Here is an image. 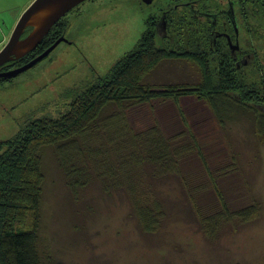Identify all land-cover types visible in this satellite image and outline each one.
Here are the masks:
<instances>
[{"label": "rangeland", "instance_id": "obj_1", "mask_svg": "<svg viewBox=\"0 0 264 264\" xmlns=\"http://www.w3.org/2000/svg\"><path fill=\"white\" fill-rule=\"evenodd\" d=\"M172 1L177 0L151 4L87 0L67 13L61 19L66 41L28 70L0 80V142L11 138L29 117L65 111L72 94L105 75L132 50L150 15ZM260 70L264 74V66ZM198 77L196 67L168 60L143 82L191 85ZM178 106L195 141L171 100L154 99L127 109L134 132L155 121L169 135L182 131L177 143L193 142V150H198L199 157L185 159L181 178L149 175L150 164L142 162L143 185L151 188L145 192L163 211L155 231L142 228L124 189H103L91 165L92 182L72 189L54 148L41 149L44 180L38 250L42 264H264V134H257L254 115L228 110L221 126L202 100L190 96ZM115 110L110 106L104 114ZM221 195L226 203L220 202ZM223 204L226 214L219 223ZM247 207L253 212L243 219L237 213ZM210 217L217 221L215 227L207 225Z\"/></svg>", "mask_w": 264, "mask_h": 264}, {"label": "trees", "instance_id": "obj_2", "mask_svg": "<svg viewBox=\"0 0 264 264\" xmlns=\"http://www.w3.org/2000/svg\"><path fill=\"white\" fill-rule=\"evenodd\" d=\"M245 3L251 31L259 38L264 30V0H247ZM182 14L175 12L169 25V30L177 37L173 43L178 46L177 51L163 50L156 45L153 35L142 34L135 47L118 59L105 75L96 76L73 93L65 111L57 116L29 117L11 138L0 142V264H42L38 229L44 180L41 149L44 146L54 148L70 188H84L92 182L88 168V164L91 165L103 189H124L132 198L135 216L142 228L155 231L163 211L145 192L151 188L143 185L142 162L150 164L149 175L170 174L181 178L185 159L198 156V150H193L196 147L193 142L192 145L177 143L176 140L183 136L182 131L169 135L155 121L153 126L134 132L127 109L154 99L171 100L177 105L187 134L195 141L186 126L183 110L178 106L182 98L192 96L207 103L221 126L228 110L251 112L257 134H264V74L255 67H250L252 70H248L249 67L244 70L220 67L217 56L199 53L200 39L204 38L199 22L184 20ZM63 34L64 25L59 20L34 50L7 62L0 71L24 65ZM184 45L190 48L186 49ZM177 57H185L197 67L198 82L164 86L143 82L164 59ZM110 106L116 110L104 114ZM220 202L226 203L222 195ZM225 206L223 204L224 215L220 213L217 217L219 223L225 217ZM252 212L247 207L237 214L249 219ZM209 220L207 225L214 224L215 227L217 221L213 217Z\"/></svg>", "mask_w": 264, "mask_h": 264}, {"label": "flooded vegetation", "instance_id": "obj_3", "mask_svg": "<svg viewBox=\"0 0 264 264\" xmlns=\"http://www.w3.org/2000/svg\"><path fill=\"white\" fill-rule=\"evenodd\" d=\"M245 1L247 0L172 1L150 15L147 20L148 27L142 34L153 35L156 45L163 50L177 51L178 46L173 44L177 37L173 36L169 25L173 14L181 11L182 19L199 22L200 32L204 36L200 39L202 46L199 53L217 56L220 67L232 70H244L248 67L261 69L264 66L261 62L264 54V33L258 38L251 31L250 15L245 13ZM186 43L187 40L184 41ZM185 48L190 47L188 45ZM168 60L196 67L185 57L167 58L163 61ZM212 66L215 67L214 63Z\"/></svg>", "mask_w": 264, "mask_h": 264}, {"label": "water", "instance_id": "obj_4", "mask_svg": "<svg viewBox=\"0 0 264 264\" xmlns=\"http://www.w3.org/2000/svg\"><path fill=\"white\" fill-rule=\"evenodd\" d=\"M85 1L87 0H34L22 13L10 38L0 50V68L7 62L20 59L34 50L63 16ZM142 1L151 3V0ZM28 28L31 29L25 34ZM63 41L66 40L61 36L24 65L8 71H0V79H9L33 67Z\"/></svg>", "mask_w": 264, "mask_h": 264}, {"label": "crops", "instance_id": "obj_5", "mask_svg": "<svg viewBox=\"0 0 264 264\" xmlns=\"http://www.w3.org/2000/svg\"><path fill=\"white\" fill-rule=\"evenodd\" d=\"M34 0H0V49L6 44L22 13Z\"/></svg>", "mask_w": 264, "mask_h": 264}, {"label": "bare ground", "instance_id": "obj_6", "mask_svg": "<svg viewBox=\"0 0 264 264\" xmlns=\"http://www.w3.org/2000/svg\"><path fill=\"white\" fill-rule=\"evenodd\" d=\"M63 17H64V16H63ZM63 17H62V18H63ZM62 18H61V19H62ZM61 19H60V20H61ZM63 37H64V36H63Z\"/></svg>", "mask_w": 264, "mask_h": 264}]
</instances>
